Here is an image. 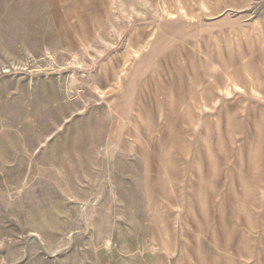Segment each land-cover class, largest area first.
Here are the masks:
<instances>
[{"label":"rangeland","instance_id":"374dc122","mask_svg":"<svg viewBox=\"0 0 264 264\" xmlns=\"http://www.w3.org/2000/svg\"><path fill=\"white\" fill-rule=\"evenodd\" d=\"M164 1L0 0V264H264V0ZM179 28L204 80L125 99Z\"/></svg>","mask_w":264,"mask_h":264},{"label":"crops","instance_id":"0c3cea01","mask_svg":"<svg viewBox=\"0 0 264 264\" xmlns=\"http://www.w3.org/2000/svg\"><path fill=\"white\" fill-rule=\"evenodd\" d=\"M243 2H246V0H188V1H183V2L177 1V0H165L164 4H169V6L170 5L174 6V4H178V5H181L180 7L182 9H187V7H189V5H192V4L233 5V4H241ZM190 15L192 16V14ZM172 16L175 17L176 14H172ZM149 34H152L151 36H154L156 40L154 41L145 40V41H140V42L134 41V42H131V45L129 46L132 50L136 51L137 53L136 57L138 61L136 63L137 64L136 70H134L132 73L130 72L131 74L129 73L128 78L124 80L129 86L125 99L127 98L128 100L132 98L134 89L138 88V85H139L138 81H146L144 78V75L142 74L144 71L151 72L152 70H155L157 75L161 77L157 81H166L167 83H162L166 85H171V84H176V83L177 85H180L181 81H189L188 83H190L192 81H203L204 80V79L198 80L197 74H194L195 71L191 72V70H195V68L197 67V64H204V66L207 67L209 64L212 63V60L208 59L207 61L206 60L202 61L204 59L201 58V61L197 62L195 59H193L192 57L193 55L190 54L186 56L188 53L197 54V50L201 48V45H194V43H191L187 40L189 38H193L196 36L200 37L199 33L196 35V31L186 32L185 30H182L179 28V29H174L171 32L163 31L161 33H158V35H154V33L152 32ZM258 36L264 37V34L259 33ZM137 37L143 38L144 34L138 35ZM145 37L147 38L146 35ZM158 38L160 39V41L158 40ZM189 44H192V45H189ZM144 49H149V51L146 53L144 52ZM220 50H223V49H220ZM247 52L251 53L253 56L251 59V63L249 65H251L252 70L254 71V74L257 73L259 76L264 77V72L260 71V68H261L260 66L261 65L264 66V63H261L259 61L260 55L261 54L264 55V49L262 47H257V48L248 47L247 49L241 47L237 51V55L234 57H237V63L241 64L243 67L248 66V61H245L246 58L244 57V53H247ZM240 57H242L243 59L242 61L239 62L238 58ZM220 59L224 60L223 58H220ZM131 60L133 59H127L123 66L127 67ZM227 64H229L228 60H227ZM172 69L175 71L174 73H172L173 77L172 75H170L171 73L169 72ZM175 75L177 77H175ZM238 75L239 73H236L235 77H237ZM110 76L113 78L112 80H116V79L118 81L120 80L119 73H117L115 70L111 72ZM203 76L205 77L209 76V71L205 70ZM151 81L153 80L151 79ZM236 83H242V81H236ZM208 84H211V83H208ZM220 84L224 85L225 81H221ZM165 90L166 88H164V91ZM125 92L126 90L124 91V93ZM205 98L204 100H207ZM210 98H212V96ZM172 170L173 172L175 171L174 169ZM249 225H251V223H249ZM244 258H245V255H244Z\"/></svg>","mask_w":264,"mask_h":264}]
</instances>
